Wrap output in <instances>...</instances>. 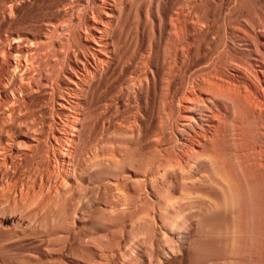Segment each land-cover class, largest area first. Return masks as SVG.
Masks as SVG:
<instances>
[{
  "label": "bare ground",
  "instance_id": "bare-ground-1",
  "mask_svg": "<svg viewBox=\"0 0 264 264\" xmlns=\"http://www.w3.org/2000/svg\"><path fill=\"white\" fill-rule=\"evenodd\" d=\"M242 1L0 0L1 243L264 264V23L242 22ZM34 156L46 188L6 187Z\"/></svg>",
  "mask_w": 264,
  "mask_h": 264
},
{
  "label": "rangeland",
  "instance_id": "rangeland-1",
  "mask_svg": "<svg viewBox=\"0 0 264 264\" xmlns=\"http://www.w3.org/2000/svg\"><path fill=\"white\" fill-rule=\"evenodd\" d=\"M245 7L246 8L248 7V9H246ZM255 7H254V3L251 0L242 1V11L244 15V16L242 15L241 17L242 22L247 21L248 23L250 22L249 24H253L251 20V16H255L261 21V23H264V16H262V14L256 11ZM42 11H45L44 4L28 5L22 10L19 19L23 22L24 26H27L35 22V20L42 13ZM25 28L27 29L28 27ZM251 39L254 40V36ZM236 44L237 46H243L241 45L243 43L239 41ZM251 57L253 58L254 56ZM31 121L36 122L32 118H29L27 120L28 123ZM113 133L114 132L111 131L109 132V135L110 134L112 135ZM23 172L25 174L22 175L20 179L16 177L13 180L7 182V185L5 186L6 187L10 186L9 188H11L17 185V187L22 189L23 192L27 191L29 193H31L32 191L31 189H29V187L30 188L33 187L34 190H37V184L40 185L41 187L43 185L42 189L46 188L47 186L46 184L47 174H45L47 173L46 167L44 166L39 156H34L33 159L30 161V164H27L25 167H23ZM36 178H41V180L43 179V181L39 180L38 182H34ZM26 179L28 180V182L26 181ZM6 237H8V233L1 231L0 240L2 241ZM53 238L54 236H51V240H53L52 241L53 244L46 246L44 242L36 238L31 232H25L24 235L22 234L19 237L13 238V240L9 241L7 244H3L0 241V244L7 245L6 247H4L3 245H2L3 247L0 246V252L4 255H12L13 257L22 258L24 260V264H80L79 261L77 260V255L75 253V250L71 248L68 245V243H64L62 240L57 239L56 237H55L56 239ZM251 241L253 242V246H254V237L252 240L251 238H248V242ZM89 261H90L89 263L94 262L93 260H89ZM96 261L98 260L96 259Z\"/></svg>",
  "mask_w": 264,
  "mask_h": 264
}]
</instances>
